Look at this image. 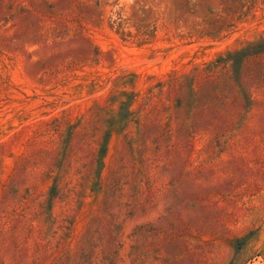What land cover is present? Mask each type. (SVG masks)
Returning a JSON list of instances; mask_svg holds the SVG:
<instances>
[{
  "label": "rangeland",
  "instance_id": "1",
  "mask_svg": "<svg viewBox=\"0 0 264 264\" xmlns=\"http://www.w3.org/2000/svg\"><path fill=\"white\" fill-rule=\"evenodd\" d=\"M0 264H264V0H0Z\"/></svg>",
  "mask_w": 264,
  "mask_h": 264
}]
</instances>
